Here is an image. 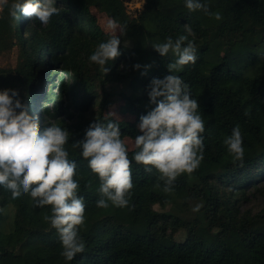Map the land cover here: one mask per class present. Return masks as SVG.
Here are the masks:
<instances>
[{
  "label": "trees",
  "instance_id": "1",
  "mask_svg": "<svg viewBox=\"0 0 264 264\" xmlns=\"http://www.w3.org/2000/svg\"><path fill=\"white\" fill-rule=\"evenodd\" d=\"M125 1L55 0L60 14L47 24L22 12L13 18L14 0L0 13V53L17 50L14 67L0 68V91L17 90L42 129L59 126L71 134L68 159L77 165L85 203L79 228L85 250L68 261L57 230L44 220L51 206L34 207L27 194L13 199L0 186V264H264V0H201L208 13L189 12L185 0H144L135 17L127 14ZM91 8L127 25L119 35L121 54L105 65L107 74L89 60L110 38ZM187 28L195 33L188 39L197 59L172 74L200 106V166L180 175L166 193L159 173L132 159L133 148L128 206L109 202L99 208V179L71 144L96 120L116 121L122 139L141 134L139 118L155 107L148 98L150 81L169 75L167 65L177 59L171 52L161 57L151 44L187 36ZM119 85L118 93L111 90ZM116 95L133 122L108 114ZM237 126L242 161L224 143ZM255 200L258 207H246Z\"/></svg>",
  "mask_w": 264,
  "mask_h": 264
},
{
  "label": "clouds",
  "instance_id": "2",
  "mask_svg": "<svg viewBox=\"0 0 264 264\" xmlns=\"http://www.w3.org/2000/svg\"><path fill=\"white\" fill-rule=\"evenodd\" d=\"M7 4L8 0H0V12ZM54 4L55 0H14L9 14L18 19V13L22 12L26 17L47 24L53 15L60 14ZM185 6L189 12L203 10L208 13V6L201 0H185ZM215 19H221L219 13L215 14ZM104 28L111 34L110 38L97 46L89 60L107 74L110 68L105 65L121 54L120 36L125 35L127 25L108 17ZM186 30L188 35H181L175 41L169 37L164 43L151 44L161 57L171 52L177 59L167 65L169 75L150 81L148 98L155 107L139 118L141 134L134 139L132 159L144 165L146 171L154 168L164 182L166 193L172 191L180 175H190L197 170L203 159L201 134L205 131V123L198 112L200 106L197 99L190 96L183 79L172 74L185 65L194 64L197 59L196 46L188 39V36L194 38L195 33L191 28ZM70 135L64 127L42 129L38 118L29 115L17 90L0 91V186L10 190L13 199L27 194L34 207L51 206V215H45L44 220L57 230L63 248L61 255L68 261L85 250V242L79 236V228L85 223V203L78 194L77 165L68 159L66 145ZM224 143L235 160H243L239 126ZM71 146L80 150L91 172L99 179L101 198L96 201L97 207L107 208L109 202L115 207H127L133 188L132 161L128 146L121 138L119 124L114 120L107 123L96 120L85 130L83 139L76 140ZM199 207L197 205L193 211H198Z\"/></svg>",
  "mask_w": 264,
  "mask_h": 264
},
{
  "label": "rangeland",
  "instance_id": "3",
  "mask_svg": "<svg viewBox=\"0 0 264 264\" xmlns=\"http://www.w3.org/2000/svg\"><path fill=\"white\" fill-rule=\"evenodd\" d=\"M144 4V0H126L124 2L125 9L127 14L130 17H135L137 12L142 9ZM1 13V12H0ZM91 13L95 17L99 27L108 35H111L108 31L105 30L104 28V23L106 18H108L107 15H105L102 12H99L98 10L91 8ZM117 35L119 36V32H117ZM17 58V50L12 49L11 51H4L0 53V68H9V67H14L15 61ZM46 64L41 66V72L43 73L44 71L47 72ZM121 85L113 87L111 90L115 93H118L121 90ZM114 113V115H110L109 113ZM108 114L115 118L116 120H125L129 122H133L134 118L130 116L128 113H126L123 109V102L119 98V96H115L113 103H111L110 107L108 108ZM138 127V125H137ZM126 145L128 146V149L131 150L134 148V139L130 138H124ZM259 200H255L254 202L247 204L246 207L251 208L252 206L258 207L259 206ZM155 209L160 210L157 206H155ZM182 237V234L179 235L178 238Z\"/></svg>",
  "mask_w": 264,
  "mask_h": 264
}]
</instances>
